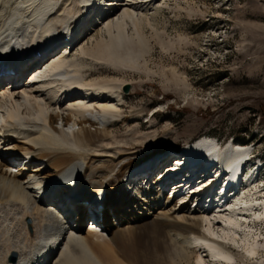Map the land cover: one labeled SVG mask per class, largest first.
<instances>
[{
  "label": "bare ground",
  "instance_id": "6f19581e",
  "mask_svg": "<svg viewBox=\"0 0 264 264\" xmlns=\"http://www.w3.org/2000/svg\"><path fill=\"white\" fill-rule=\"evenodd\" d=\"M161 1L0 0V74L12 72L0 81V264H232L258 255L250 222L264 220L255 183L260 164L248 176L221 179L225 171L240 172L250 148L233 141L219 148L213 138H199L176 161L190 165L208 155L217 165L211 177L182 174L165 187L144 177L132 189L129 172L151 175L174 133L146 132L141 112L121 116V88L91 84L76 68L85 53L80 44L92 32H119L137 21L138 10ZM67 31L72 46L52 49ZM128 121L134 123L125 135H109ZM21 153L32 160L18 168L10 159ZM169 185L172 195H163ZM52 194L66 213L55 210ZM98 195L106 200L102 220L84 228L78 201ZM89 215L97 218L91 208Z\"/></svg>",
  "mask_w": 264,
  "mask_h": 264
},
{
  "label": "rangeland",
  "instance_id": "374dc122",
  "mask_svg": "<svg viewBox=\"0 0 264 264\" xmlns=\"http://www.w3.org/2000/svg\"><path fill=\"white\" fill-rule=\"evenodd\" d=\"M155 7L138 10L142 17L119 32H92L80 44L78 73L91 84L121 88V116L141 112L146 132L163 138L172 131L168 151L210 137L247 146L264 164V0H162ZM133 123L110 128L109 135H125ZM172 190L169 185L163 195ZM178 198L172 197L176 204ZM256 234L258 255L232 264H264V228Z\"/></svg>",
  "mask_w": 264,
  "mask_h": 264
},
{
  "label": "water",
  "instance_id": "95a60500",
  "mask_svg": "<svg viewBox=\"0 0 264 264\" xmlns=\"http://www.w3.org/2000/svg\"><path fill=\"white\" fill-rule=\"evenodd\" d=\"M123 90H124L125 93H127L128 90H129V85H125Z\"/></svg>",
  "mask_w": 264,
  "mask_h": 264
}]
</instances>
